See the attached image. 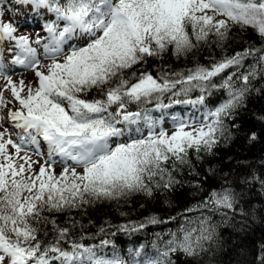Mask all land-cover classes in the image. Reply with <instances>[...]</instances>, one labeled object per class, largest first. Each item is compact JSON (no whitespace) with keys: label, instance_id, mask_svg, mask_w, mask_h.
Masks as SVG:
<instances>
[{"label":"snow or ice","instance_id":"obj_1","mask_svg":"<svg viewBox=\"0 0 264 264\" xmlns=\"http://www.w3.org/2000/svg\"><path fill=\"white\" fill-rule=\"evenodd\" d=\"M3 0H0V4ZM34 11L46 10L54 19L43 25L46 37L35 40L16 35L17 26L5 22L0 9V42L8 41L12 64L32 69L35 84L13 81L7 66L0 61V78L6 81L19 108L9 109L7 119L16 129V139L8 128L0 131V264H128L119 255L106 256L100 246H85L69 239L70 229L59 227L44 212L78 208L97 200H112L142 192L151 196L154 188L170 190L179 183L173 176L175 165L188 163L189 150L211 152L225 135V118H230L249 91L257 75L256 65L264 67V49L245 48L210 66L197 65L187 73L154 77L126 70L160 56L171 49L185 55L210 35L224 41L232 26L251 28L264 38V0H15ZM36 44L43 49L42 64ZM67 49V50H66ZM249 57L256 65L237 75ZM235 68L222 76L226 70ZM220 77L222 83H214ZM239 81V85H237ZM224 89L227 98L213 109L204 108L202 116L192 119L173 117L174 131L157 132L158 121L141 105L159 101L156 110L171 103L196 107L205 103L204 93ZM98 90L101 98L88 99ZM199 90L195 99L190 94ZM22 93H24L22 95ZM174 99L163 104L161 97ZM9 101L0 91V107ZM136 104L137 110H129ZM4 117L0 116V120ZM264 119V117H261ZM141 122L148 129L143 134ZM136 126L133 134V127ZM127 135L126 140L121 138ZM251 139L255 140V133ZM47 146L44 163L33 160L29 146L43 156L40 142ZM9 147L14 151H9ZM24 152V155H21ZM71 161L57 174L54 158ZM172 162L173 168H168ZM39 164L38 171L34 165ZM82 169L78 171L77 169ZM236 193L230 188L212 190L186 213L207 209L226 216L235 211ZM226 210V211H225ZM179 215V214H178ZM174 220L176 217H170ZM162 222L155 216L138 225H121L120 231H139ZM51 223L54 239L39 238L42 227ZM218 225L210 215L184 216L166 241L157 234L155 255L132 250L133 264H173L171 256L182 252L195 257L207 251L206 242L216 238ZM104 229H101L103 232ZM68 244L70 250L62 246ZM264 264V255L259 257Z\"/></svg>","mask_w":264,"mask_h":264},{"label":"trees","instance_id":"obj_2","mask_svg":"<svg viewBox=\"0 0 264 264\" xmlns=\"http://www.w3.org/2000/svg\"><path fill=\"white\" fill-rule=\"evenodd\" d=\"M11 2L15 0H3L0 6ZM245 48L264 49V38L251 28L241 29L234 25L224 41H218L215 36L210 35L207 42H200L191 52L179 57L169 49L160 56L148 57L145 62L126 70V75L131 77L132 72L139 75L143 71L150 72L154 77L178 72L186 74L197 65L210 66ZM254 65L256 58L249 57L238 72L232 68L222 76L231 72L240 75ZM256 72L242 104L230 118H225V135L211 152L201 151L197 156L195 151L189 150L188 163L175 165L173 176L179 183L170 190L154 188L151 196L142 192L132 193L118 199L97 200L60 212H44L43 215L49 220L55 219L59 227L69 228V239L85 246H100L101 241H110L100 249L102 254H117L128 264L141 259L134 257L132 251L141 245L144 246L142 252L155 255L153 244L159 243L157 234H161L165 241L169 239L167 233L176 231L185 215H210L218 227L216 238L205 244L207 251L195 257L177 252L171 256L173 264H261L259 257L264 255V119H261L264 117V67L256 65ZM214 83H222L221 78H214ZM199 95L200 91L195 90L190 97L195 99ZM204 95V105L193 107L171 103L174 99L182 100L184 97H172L171 93H166L161 101L163 104L171 103V107L161 108L160 111L178 118L188 110L199 115L205 107L213 109L227 98V93L222 88H212ZM93 97L101 98L102 94L93 90L88 94V99ZM158 102L152 100L141 107L149 109L150 115L158 119ZM137 107L136 104H131L129 110L136 111ZM253 133L255 140L251 139ZM167 166L172 169V162ZM221 188H230L236 193L238 203L235 211L227 212L226 216L207 209L185 212L201 203L212 190ZM150 216L167 222L149 224L139 231H120L121 225H138ZM170 217L176 219L172 220ZM42 227L47 229V234L42 231L39 238L44 242L52 241V224ZM101 229L104 231L101 232ZM62 246L70 250L68 244L62 242Z\"/></svg>","mask_w":264,"mask_h":264},{"label":"rangeland","instance_id":"obj_3","mask_svg":"<svg viewBox=\"0 0 264 264\" xmlns=\"http://www.w3.org/2000/svg\"><path fill=\"white\" fill-rule=\"evenodd\" d=\"M0 9H2L5 13L2 19L5 22L11 20L17 26L18 30L16 32V35L18 36L27 35L29 36L30 40H33V39L35 40L37 34H39L41 37L43 34L47 35V33L43 31V25L47 21L54 19L52 14L47 13L46 10L34 11L30 5L16 4L15 2L1 5ZM23 28H24V31H23ZM2 44L6 52H3L0 49V56H3L2 62L7 66L8 61H11L12 57L15 55V52L9 53L7 51V49L9 48L8 45L10 44V42L2 41ZM0 45H1V42H0ZM32 46L37 48L38 55H39V58L41 59L42 64H47L50 62L44 59L42 47L36 44H33ZM10 74L15 76V79H16L15 81L17 84L19 83L21 79L25 81V84H29V83L35 84L36 79H37L32 69H26L24 67L10 70ZM5 85H6V81H1V78H0V91H3L4 99L10 102L4 107H0V116L4 117L3 120H0V125L7 127L9 132L12 133V138L15 140L16 139L15 132L17 130L13 129L11 121L7 119V113L9 109L15 110L16 108H19V103L15 101L14 98L12 97L10 89L5 90ZM23 94L24 93H22V95ZM165 114L166 113L161 112V114L159 115V119H155L153 117L154 120L158 121V126L156 128V131L158 132L160 128H163L165 131L171 134V132L174 131L172 119L173 117H176V116L175 115H165ZM201 116H202V113L198 115L196 112L188 110V112H186L185 114L182 113L179 118L180 119H192V118H199ZM135 127L136 126H133L134 135H136V133L134 132ZM140 127L143 131V134L147 135L148 129L143 125V122H141ZM3 130H4L3 127H0V131H3ZM126 139H127V135L121 138V140H126ZM9 149H10L9 151H14L13 149H11V147H9ZM40 151L44 153L43 156L35 155L36 154L35 147L29 146L28 154L31 156L33 160L39 161V163H43V161L45 160L46 153L43 150H41V147H40ZM23 154L24 152H21V155ZM64 165L68 167L74 166L71 161H68L67 163H64V164H54L55 172L59 174L62 171V168L64 167ZM34 168L36 171H38L39 164L34 165ZM77 170L82 171V169H79V168ZM106 256L110 257L112 255H106ZM53 264H59V261H55L53 262Z\"/></svg>","mask_w":264,"mask_h":264},{"label":"bare ground","instance_id":"obj_4","mask_svg":"<svg viewBox=\"0 0 264 264\" xmlns=\"http://www.w3.org/2000/svg\"><path fill=\"white\" fill-rule=\"evenodd\" d=\"M31 26V25H30ZM23 27V26H22ZM40 30V29H38ZM23 31H24V28H23ZM29 32V31H27ZM35 32V31H34ZM20 33V32H19ZM29 35V34H28ZM42 37H46V35H42ZM34 40V39H33ZM11 45L9 44L8 47H10ZM0 49L3 51V52H6V50H4V47H3V44L1 42V45H0ZM3 60V56H0V61ZM8 60V59H7ZM10 60V59H9ZM23 66H20V65H16V64H12L11 61H8L7 63V74L10 75L13 79L14 82H16L15 80V76L10 74V70L12 69H17V68H22ZM26 74V73H25ZM26 78V77H25ZM1 81H5L4 79L1 78ZM14 129V128H13ZM16 130V129H15ZM32 147V146H31ZM35 147V146H33ZM40 147H41V150H43L46 154H45V159H46V156H47V146L46 144L43 143V141L40 142ZM10 150V149H9ZM31 153V152H30ZM24 155V154H23ZM37 155V154H35ZM36 157V156H35ZM38 158V156H37ZM43 159V158H42ZM57 162L55 164H64V163H67V162H60L59 158H54ZM43 161V160H42ZM45 162V160L43 161V163ZM65 166V165H64Z\"/></svg>","mask_w":264,"mask_h":264}]
</instances>
